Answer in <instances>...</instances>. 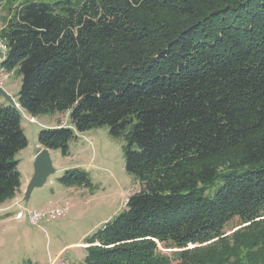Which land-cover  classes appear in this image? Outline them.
<instances>
[{
    "label": "trees",
    "instance_id": "obj_1",
    "mask_svg": "<svg viewBox=\"0 0 264 264\" xmlns=\"http://www.w3.org/2000/svg\"><path fill=\"white\" fill-rule=\"evenodd\" d=\"M7 17L21 84L0 106V204L21 184L19 109L66 112L41 148L107 126L140 184L84 264H264V0H23ZM58 180L91 188L78 168Z\"/></svg>",
    "mask_w": 264,
    "mask_h": 264
},
{
    "label": "rangeland",
    "instance_id": "obj_2",
    "mask_svg": "<svg viewBox=\"0 0 264 264\" xmlns=\"http://www.w3.org/2000/svg\"><path fill=\"white\" fill-rule=\"evenodd\" d=\"M21 1L0 2V27L5 26L7 15ZM20 84L21 77L15 71L3 83V89L14 102L18 99ZM4 105L9 102L0 95V106ZM19 110L27 144L15 156L21 185L12 199L0 204V264H84V238L122 210L126 199L140 189L139 182L124 168V140L111 137L107 126L76 132L75 139L69 142L67 155L58 149L49 150L54 171L25 199L34 158L41 148L37 141L39 131L55 127L58 122L72 125L66 112L31 117L25 110ZM71 168L86 172L91 188L61 184L58 178ZM56 206H66L68 210L38 225L26 219L28 210ZM19 212L21 216L17 217Z\"/></svg>",
    "mask_w": 264,
    "mask_h": 264
},
{
    "label": "built area",
    "instance_id": "obj_3",
    "mask_svg": "<svg viewBox=\"0 0 264 264\" xmlns=\"http://www.w3.org/2000/svg\"><path fill=\"white\" fill-rule=\"evenodd\" d=\"M2 26L0 27V30ZM9 47L5 38L0 36V87L3 88L4 81L8 78V76L14 72V70H7L4 66V61L7 58ZM68 208L65 207H51L48 209H41V210H28L25 214L26 219L32 225H38L40 222L48 221L56 219L64 215L67 212ZM17 217L21 216V212L16 214ZM74 264V263H72Z\"/></svg>",
    "mask_w": 264,
    "mask_h": 264
},
{
    "label": "water",
    "instance_id": "obj_4",
    "mask_svg": "<svg viewBox=\"0 0 264 264\" xmlns=\"http://www.w3.org/2000/svg\"><path fill=\"white\" fill-rule=\"evenodd\" d=\"M0 95H2L9 105L18 106L16 102L7 94V92L0 87ZM34 171L24 191L25 199L29 198L31 191L34 188L41 187L47 180L48 176L53 173L51 159L49 157V150L47 148H40L34 158Z\"/></svg>",
    "mask_w": 264,
    "mask_h": 264
},
{
    "label": "crops",
    "instance_id": "obj_5",
    "mask_svg": "<svg viewBox=\"0 0 264 264\" xmlns=\"http://www.w3.org/2000/svg\"><path fill=\"white\" fill-rule=\"evenodd\" d=\"M21 185V184H20ZM51 208V207H50Z\"/></svg>",
    "mask_w": 264,
    "mask_h": 264
}]
</instances>
